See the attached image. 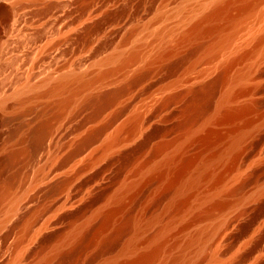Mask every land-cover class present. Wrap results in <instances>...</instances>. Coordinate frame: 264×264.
I'll return each mask as SVG.
<instances>
[{
	"label": "rangeland",
	"instance_id": "rangeland-1",
	"mask_svg": "<svg viewBox=\"0 0 264 264\" xmlns=\"http://www.w3.org/2000/svg\"><path fill=\"white\" fill-rule=\"evenodd\" d=\"M213 1L0 0V264L124 261L162 227L169 233L151 264H264V0H249L246 16L245 0L236 2L230 13L242 21L229 24V14L214 36L183 41ZM213 37L223 46L212 53ZM132 51L140 58L118 70ZM76 76L82 83L63 92L71 99L55 117L60 98L49 89ZM229 90L236 99L226 110L251 105L244 116L219 111ZM44 118L51 125L33 151ZM241 129L238 156L215 168L225 201L209 202L204 181L175 208L183 159L208 157Z\"/></svg>",
	"mask_w": 264,
	"mask_h": 264
},
{
	"label": "bare ground",
	"instance_id": "bare-ground-1",
	"mask_svg": "<svg viewBox=\"0 0 264 264\" xmlns=\"http://www.w3.org/2000/svg\"><path fill=\"white\" fill-rule=\"evenodd\" d=\"M14 1V0H13ZM16 1L17 0H15V3H16ZM20 3H22L23 2V0H18ZM25 1H27V0H24V2L23 3H25ZM31 1V0H30ZM242 0H214L212 3L210 2V5H212L213 7H211V8H209L208 10H209V12L208 13H206V12H204V13H206V14H204L203 16H202V18H199L200 20H198L197 19V21H199V22H197L196 21V24L194 23L193 24V26H192V28L191 29H189V31L188 32H184L185 33V35H184V33H183V35H184V37L182 38L183 39V41H185V40H188V39H190V38H193V37H197V36H199V35H203V34H205V35H207V34H214V32L218 29V27L219 26H217L216 24V21H218V20H220V19H223V18H225V17H229L230 15V17H229V19L228 18H225V21H226V19H228L229 20V24H231V25H234V24H236L238 21H239V14L237 15L236 14V16H234V17H232L233 15L230 13V10H231V8L232 7H234V5L236 6V2H241ZM255 1V0H254ZM242 2H244V1H242ZM14 4V3H13ZM257 4H258V2H257ZM209 5V6H210ZM242 5V7H240V8H238V11L237 12H239V9L241 10V14H244V13H247L248 12V14H249V11L251 12V10H253V8L255 7V5H256V3L255 2H250L249 0H245V3L244 4H241ZM16 6V5H15ZM205 6V5H204ZM238 7H239V5H238ZM208 8V7H207ZM257 8V7H256ZM234 9V8H233ZM240 13V12H239ZM230 14V15H229ZM248 14H246V15H248ZM245 15V14H244ZM245 15V16H246ZM241 16V15H240ZM243 16V15H242ZM241 16V17H242ZM245 16H243V17H245ZM242 19L243 18H241L240 19V21H242ZM245 19V18H244ZM160 20V19H159ZM222 21V20H221ZM239 21V22H240ZM220 24V23H219ZM227 23H225V25H226ZM228 24V25H229ZM224 25V26H225ZM223 26V27H224ZM222 27V26H221ZM220 27V28H221ZM217 33V32H216ZM211 34V35H212ZM182 35V36H183ZM212 36H214V35H212ZM209 37V36H208ZM214 38V37H213ZM195 39V38H194ZM202 39V38H201ZM215 39L216 38H214V44L213 43H210V44H213V45H211V47H210V49H209V51L210 52H212L213 53V51H215V49L217 48V47H219L220 46V44H221V42H219V41H215ZM263 39V38H262ZM181 41V39L179 40V42ZM182 41V42H183ZM212 41V40H211ZM259 42H261V40L259 41ZM209 44V45H210ZM182 45V44H181ZM200 45V44H199ZM222 46H223V42H222V45L220 46L221 48H222ZM203 47V46H202ZM209 47V46H208ZM207 47V48H208ZM165 49V48H164ZM167 49V48H166ZM218 50H219V48H218ZM223 51H225L224 49H222ZM161 51V50H160ZM174 51V50H173ZM172 51V52H173ZM208 51V50H207ZM221 51V50H220ZM222 51V53H224ZM206 52V51H205ZM162 53V52H161ZM168 53V52H167ZM218 53H219V51H218ZM217 53V54H218ZM163 54V53H162ZM161 54V55H162ZM208 54H209V52H208ZM216 54V53H215ZM245 54H248V52L247 53H245ZM249 54H251V51L249 52ZM263 54H264V52H263ZM161 55L159 54V56L161 57ZM165 56H167V55H165ZM211 56V55H210ZM212 56H213V54H212ZM217 56V55H216ZM224 56V55H223ZM248 56V55H247ZM157 57V56H156ZM159 57V58H160ZM209 57V56H208ZM220 57V56H219ZM241 57H243L244 58V54H242V56ZM246 57V56H245ZM140 58V54L138 53V51H132L127 57H125V58H123L119 63H118V65H117V69L119 70V68H124V67H126L127 65L129 66L131 63H134L135 61H137L138 59ZM218 58V57H217ZM263 58V57H262ZM261 58V59H262ZM158 59V58H157ZM160 60V59H159ZM207 61V60H206ZM198 63H200V62H198ZM140 66V65H139ZM197 66V65H196ZM142 67H144V66H142ZM116 68V67H115ZM128 69H129V67H128ZM135 69V68H134ZM111 70V69H110ZM110 70H108V71H110ZM150 70V69H149ZM136 71V70H135ZM143 71V70H142ZM138 72V71H137ZM110 73H111V71H110ZM109 74V73H108ZM127 74V73H126ZM132 74V73H131ZM103 75V74H102ZM105 75H107V73H105L104 74V76ZM136 75V74H135ZM139 75V74H138ZM143 76V75H142ZM72 77V76H71ZM100 77V76H99ZM126 77V76H125ZM225 77V73L223 72L222 74H221V77H219V78H224ZM218 78V79H219ZM244 78H246V77H244ZM98 79V78H97ZM106 79V78H105ZM243 79V77H240L239 78V80H237L238 82L240 81V80H242ZM80 80H82V79H80V78H78V76H76V78H71V79H67V77L66 78H64V79H62L59 83H57V85L55 86V87H53V88H51V89H49V92H48V94H51V95H55V96H59V100H58V103H57V106L56 107H58L59 109H60V111H58L59 109H57V113L54 115L55 117H58V116H60V113H62L61 112V110H63L67 105H68V103H69V101H70V96H69V94L67 95V96H62V94H63V92L65 93V92H68L69 93V91L68 90H70V86L72 85V83L74 84V82H77V84L79 83V84H81L82 83V81L81 82H79ZM102 80V79H101ZM245 79H243V81H244ZM117 81V80H116ZM223 81V80H222ZM221 81V82H222ZM237 81L235 82V83H237ZM95 82V81H94ZM83 83H85V82H83ZM87 83V82H86ZM103 83V82H102ZM113 83V82H112ZM201 83V82H200ZM214 83H215V81H214ZM214 83H210V84H204V85H202L203 84V82H202V86H201V88L200 89H202V90H206L207 88H210V87H208V86H210V85H212V84H214ZM223 83V82H222ZM240 83H242V82H240ZM239 83V84H240ZM92 84V83H91ZM196 84V83H195ZM82 85H84V84H82ZM98 85V84H97ZM97 85H95V86H97ZM193 85V84H192ZM192 85H191V87H192ZM200 85V84H199ZM238 85V84H237ZM81 86V85H80ZM87 86V85H86ZM94 86V87H95ZM134 86V85H133ZM196 86V85H195ZM29 87V86H28ZM121 87V86H120ZM198 87V86H197ZM196 87V88H197ZM80 88V87H79ZM96 88V87H95ZM102 88V87H101ZM129 88V87H128ZM195 88V89H196ZM243 88V87H242ZM81 89V88H80ZM94 89V88H93ZM126 89V88H125ZM198 89V88H197ZM199 89V90H200ZM24 90V89H23ZM27 90V89H26ZM202 90H201V92H202ZM210 90V89H209ZM29 91V90H28ZM95 91V90H94ZM118 91V90H117ZM122 91V90H121ZM25 92V91H24ZM27 92V91H26ZM192 92V91H191ZM207 92V91H206ZM206 92H204V93H206ZM229 92L230 93H226V96L224 97V100H223V102L221 103V106L218 108L219 109V111H221L220 109L222 108V109H224V112L226 113H224L225 115H226V117H239V116H241V115H243L245 112H246V110L248 109V110H250V108H252L251 107V105L248 107V106H240V108L239 107H234V108H236L235 110H234V108H233V110H230V111H228V110H226L227 109V106L229 107L230 105H228V104H230V102H232V100L235 98L234 96H235V94H232L233 92L232 91H230L229 90ZM232 92V93H231ZM119 92H112V93H110V94H108V96L107 97H109L110 99L111 98H113V97H115L117 94H118ZM22 94H23V91H22ZM66 94V93H65ZM168 94V93H167ZM26 95V94H25ZM122 95V94H121ZM163 95V94H162ZM178 95V94H177ZM234 95V96H233ZM26 97V96H25ZM98 97V96H97ZM166 97V96H165ZM117 99V98H116ZM163 99V98H162ZM236 99V98H235ZM235 99H234V102H235ZM97 100V99H96ZM100 100V99H99ZM112 100V99H111ZM170 100V99H169ZM157 101V100H156ZM88 102H89V100H88ZM233 102V103H234ZM104 104V103H103ZM249 104V103H248ZM231 105H233V104H231ZM166 107V106H165ZM232 109V108H231ZM48 111V110H47ZM44 111H42V113H43ZM45 112H46V109H45ZM217 113H218V111H217ZM221 113H222V111H221ZM219 114V113H218ZM218 114H217V116H218ZM223 114V113H222ZM49 115V114H48ZM220 115V114H219ZM53 116V117H54ZM244 116V115H243ZM45 117V116H44ZM215 117H216V115H215ZM214 117V118H215ZM221 117V116H220ZM41 118H43V117H41ZM40 118V119H41ZM219 118V117H218ZM223 118L224 117H221V119H222V121H223ZM134 119V118H133ZM220 119V118H219ZM226 118H224V120H225ZM236 119V118H235ZM238 119V118H237ZM189 120V119H188ZM212 120V119H211ZM218 120V119H217ZM231 120V119H230ZM232 120H234V119H232ZM191 121V120H190ZM221 121V120H220ZM226 121V120H225ZM229 121V120H228ZM51 120H49V118L47 119V118H44V119H42L41 121H40V123H38V125H36V127L34 128V130H33V133L31 134V138H32V141H33V147H32V150H33V148H34V150L36 151L39 147H40V145L42 144V142H43V140L45 139V137H46V135H47V133H48V130H49V128H50V125H51ZM139 122V121H138ZM207 122H209V121H207ZM138 125V124H137ZM189 125V124H188ZM236 125V124H235ZM208 126V125H207ZM207 126H205V127H207ZM234 126V125H233ZM238 128V127H237ZM103 129V128H102ZM108 129V128H107ZM210 131V130H209ZM211 132V131H210ZM234 132V131H233ZM237 133L234 135V136H232L231 135V137H229V139L226 141L227 143L225 144V142H224V144H225V147L223 148V149H221V150H216V151H213V152H209L210 153V155H208V157L206 156L205 158H203L202 156V158L200 157V159H197L196 160V162L195 161H188L187 159H186V161H185V159H183L184 161V163L181 165L182 166V169H180L181 171H180V177L179 178H177V180L179 179V181L177 182V184H178V188H177V190H175L176 191V199L174 200H172V201H174L173 202V206L176 208V207H181V206H183V205H185L186 204V202H187V194H188V192H189V190H192V189H195V188H197L198 186H200L199 184H201L202 182L204 183V181H209V182H211V184H213V193L210 195V196H208V197H206L205 196V198H208L207 200L209 201V198H213V199H211V201L213 200V204H217V205H220V204H222L224 201H225V197H223L222 196V194L224 193V190H223V180H224V174L223 173H220V172H218L215 168H217V166L218 165H221V164H223V166H224V164H226V165H228L229 163H228V161L229 160H231L232 158H236L237 156H238V154H239V148H240V145H241V143H242V141H243V139L245 138V136L247 135L242 129L239 131V130H237L236 131ZM190 133V132H189ZM192 133H195V132H191V134L189 135L190 137L191 136H193V134ZM97 134L99 135L100 134V132L98 133L97 132ZM209 134V133H208ZM207 134V135H208ZM215 134V133H214ZM214 134H212V135H210V136H213ZM96 135V133H93V134H90V135H87V137L86 138H84V140L81 142V144L79 145V147L75 150V155L74 156H76V155H78V156H80V154H83V152L85 151V150H87V148H88V146L91 144V142L95 139V137L97 136H95ZM206 135V136H207ZM217 135V134H216ZM195 137H196V135H194ZM194 136H193V138H194ZM220 136V135H219ZM189 137V138H190ZM188 138V139H189ZM228 138V137H227ZM191 139V138H190ZM189 139V140H190ZM220 139V138H219ZM192 140V139H191ZM208 140H210L209 138H208ZM208 140H205V141H208ZM221 140V139H220ZM113 141H116L115 139H113ZM211 141V140H210ZM209 141V142H210ZM214 141H215V139H214ZM213 141V142H214ZM94 142V141H93ZM209 142H208V144H209ZM212 142V143H213ZM95 143V142H94ZM112 143V142H111ZM212 143L210 144V146L212 145ZM217 143V142H216ZM215 144V143H214ZM219 144V143H218ZM92 145V144H91ZM180 145L182 146V144L180 143ZM185 145V144H184ZM183 145V146H184ZM243 145V144H242ZM179 147V148H182V147ZM212 146H214V145H212ZM222 147V146H221ZM178 148V147H177ZM177 149V150H180V149ZM184 148V147H183ZM182 148V149H183ZM217 148V147H216ZM220 149V148H219ZM33 150V151H34ZM175 151V150H174ZM177 152V151H176ZM175 152V153H176ZM182 152H184V150H181V152H180V154L182 153ZM32 153V152H31ZM175 153H174V156L173 155H169V157H165V159L167 160V164H168V167L169 168H171L172 167V165H173V163L175 162V161H177V158H176V156H175ZM180 154H178V156L180 155ZM183 154V153H182ZM181 154V155H182ZM14 155V154H13ZM12 155V156H13ZM177 156V157H178ZM15 157V156H14ZM13 157V158H14ZM10 158V157H9ZM12 158V157H11ZM10 158V159H11ZM74 158V157H73ZM180 158H181V156H180ZM179 157H178V160L180 159ZM230 158V159H229ZM166 160H164V163H165V161ZM233 160V159H232ZM237 160V159H236ZM231 162V161H230ZM176 163V162H175ZM228 163V164H227ZM168 167L166 166V168L168 169ZM190 167H191V169H190ZM166 169V170H167ZM155 170H157V169H155ZM165 170V171H166ZM168 170H170V169H168ZM190 171V172H189ZM162 173V172H161ZM160 174V173H159ZM163 175V174H162ZM226 178V177H225ZM63 183V182H62ZM60 184V183H59ZM54 186V185H53ZM60 186V185H59ZM177 186V185H176ZM59 189V187L58 186H55L54 187V189L56 190V189ZM236 188V187H235ZM239 188V187H238ZM229 190V189H228ZM235 190H237V188L235 189ZM227 191V190H226ZM234 191V190H233ZM225 194V193H224ZM208 195V194H207ZM220 196V197H219ZM215 197H217V199L215 198ZM219 197V198H218ZM215 198V199H214ZM205 200V199H204ZM171 201V202H172ZM206 201V200H205ZM171 202H170V204H171ZM202 202V201H201ZM210 202V201H209ZM212 203V202H211ZM203 204V203H202ZM170 207V206H169ZM189 207V206H188ZM215 207V206H214ZM172 207H170V209H171ZM174 208V209H175ZM181 209V208H180ZM188 209V208H187ZM171 210H173V208L171 209ZM189 210V209H188ZM176 211H178V210H175V212ZM183 211V210H182ZM179 212V211H178ZM174 214V213H173ZM154 220V219H153ZM174 220V219H173ZM178 220V219H177ZM133 222V221H132ZM150 222V221H149ZM172 222V221H171ZM151 224V223H150ZM170 224H172V223H170ZM130 227V226H129ZM141 226H132V228L131 229H135L137 232H135V234L137 233H140L141 231V228H140ZM146 227V226H145ZM168 228V227H167ZM167 228H165V227H162L160 230H157L156 231V233H154V235L153 236H151L149 239H147L148 241V243L150 244V248L147 250V251H145V252H142V253H139V254H136V256H134V257H129L128 259H124V261H123V259L121 260H119V259H113V260H111L110 259V261H107L106 260V262H104L103 264H151L152 263V261L158 256V253H159V251H160V249H161V247H162V245H163V241L161 242L160 240H163L164 239V237H165V234H166V231H167ZM122 229V228H121ZM119 230V229H118ZM121 231V230H120ZM134 231V230H133ZM168 232V231H167ZM169 233V232H168ZM137 234H136V237H137ZM116 235V234H115ZM118 235V234H117ZM167 237V236H166ZM134 241H135V239H133ZM131 241V242H129L127 245H125V247L122 249V254H129L134 248H135V246H136V243H134V241ZM165 240V239H164ZM196 240V239H195ZM188 241V240H187ZM192 241H194V240H191L190 242H192ZM196 242V241H195ZM165 243V242H164ZM106 244V243H105ZM192 244H193V242H192ZM190 246H191V244H189ZM164 246V245H163ZM133 252V251H132ZM125 255H122V256H125ZM184 255V254H183ZM182 256V255H181ZM185 256V255H184ZM181 259V258H180ZM183 259V258H182ZM189 259V258H188ZM187 261V260H186ZM190 261V260H189ZM190 263V262H189ZM188 263V264H189ZM191 263H192V261H191Z\"/></svg>",
	"mask_w": 264,
	"mask_h": 264
}]
</instances>
